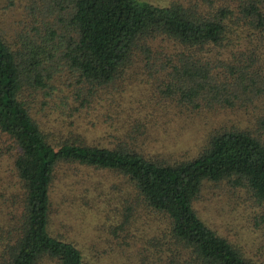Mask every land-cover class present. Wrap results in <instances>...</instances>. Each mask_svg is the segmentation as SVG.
<instances>
[{
  "label": "trees",
  "instance_id": "16d2710c",
  "mask_svg": "<svg viewBox=\"0 0 264 264\" xmlns=\"http://www.w3.org/2000/svg\"><path fill=\"white\" fill-rule=\"evenodd\" d=\"M29 2L31 33H21L20 46L0 33V139L14 155L10 170L19 184L10 206L0 210V264H87L71 242L47 230L54 175L65 164L121 176L137 195L136 205L162 216L169 255L147 264H249L198 218L192 201L203 181L223 179L264 199V106L255 128L225 126L194 157L167 162L120 144L52 143L25 95L51 90V78L65 68L74 96L84 100L121 77L130 79L139 60L171 89L178 106L245 107L262 95L250 67L258 54L251 38L264 32V0ZM230 59L228 84L211 73L210 62Z\"/></svg>",
  "mask_w": 264,
  "mask_h": 264
},
{
  "label": "rangeland",
  "instance_id": "374dc122",
  "mask_svg": "<svg viewBox=\"0 0 264 264\" xmlns=\"http://www.w3.org/2000/svg\"><path fill=\"white\" fill-rule=\"evenodd\" d=\"M29 1L0 0V33L13 46L24 41L22 32L31 33ZM144 1L161 6L174 0ZM175 1L190 4L197 0ZM251 39L258 54L250 68L262 95L245 107L192 111L178 106L169 93L171 89L165 87L157 73L147 72L139 60L131 68L130 79L120 81L121 77L114 84L96 89L90 98L74 96L75 87L70 85L73 78L63 68L51 78V90L37 88L25 95V100L52 143L81 141L106 148L120 144L167 162L190 159L211 134L225 126L237 123L256 127L255 120L264 106V32ZM223 60L210 62L211 73L230 84L233 62ZM228 93L224 95L231 100ZM7 144L0 139L1 212L10 206L19 187L10 170L14 155ZM126 185L121 176L107 170L78 164L59 166L50 197L48 233L71 242L87 264H147L156 258L164 259L169 255L166 221L142 202L136 205L132 199L137 195ZM192 208L249 264H264V199H256L247 187L232 185L225 179L203 181Z\"/></svg>",
  "mask_w": 264,
  "mask_h": 264
}]
</instances>
